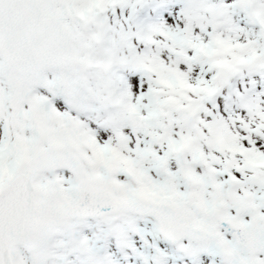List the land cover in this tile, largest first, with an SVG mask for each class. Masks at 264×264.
Wrapping results in <instances>:
<instances>
[{
	"label": "snow or ice",
	"instance_id": "1",
	"mask_svg": "<svg viewBox=\"0 0 264 264\" xmlns=\"http://www.w3.org/2000/svg\"><path fill=\"white\" fill-rule=\"evenodd\" d=\"M0 264H264V0H0Z\"/></svg>",
	"mask_w": 264,
	"mask_h": 264
}]
</instances>
